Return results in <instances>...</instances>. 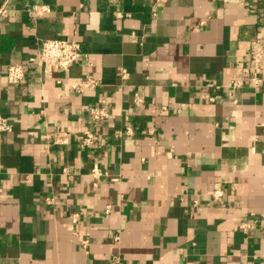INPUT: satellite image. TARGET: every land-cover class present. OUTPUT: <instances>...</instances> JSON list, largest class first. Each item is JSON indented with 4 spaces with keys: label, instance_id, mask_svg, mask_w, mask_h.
Returning <instances> with one entry per match:
<instances>
[{
    "label": "crops",
    "instance_id": "1",
    "mask_svg": "<svg viewBox=\"0 0 264 264\" xmlns=\"http://www.w3.org/2000/svg\"><path fill=\"white\" fill-rule=\"evenodd\" d=\"M6 1L0 264H264V80L236 99L207 85L240 74L264 0ZM64 37L81 42L82 61L28 62ZM12 63H27L22 83L8 82ZM87 74L101 85L80 94L72 83ZM96 106L109 115L93 120Z\"/></svg>",
    "mask_w": 264,
    "mask_h": 264
},
{
    "label": "built area",
    "instance_id": "2",
    "mask_svg": "<svg viewBox=\"0 0 264 264\" xmlns=\"http://www.w3.org/2000/svg\"><path fill=\"white\" fill-rule=\"evenodd\" d=\"M12 9L8 2L0 5V17L8 15ZM33 10L36 14L44 11H50L46 5L34 6ZM81 42L71 38H46L41 41L40 51L36 56L30 57L28 62H39L40 64L53 69V71H67L72 66L82 61L85 57ZM26 64L27 63H12L7 68L6 78L9 83L18 84L26 79ZM240 74L229 78L225 83L217 84L208 82V87L215 92V90L224 88L230 97L235 98L237 91L245 87L246 84L253 87H258L264 80V32L263 34L253 38L250 42V47L244 57V66L240 70ZM123 73L126 74V71ZM101 85L100 78L87 74L80 81L72 83V87L80 94L86 91L97 88ZM211 101H215L214 94L209 96ZM140 98H136L135 103L140 104ZM90 114L93 120L106 118L109 113L104 106H96L91 108ZM11 125L9 120L0 116V130L10 131ZM95 135L93 131L87 129L82 136L83 146H90L94 143ZM69 141V133L67 131H60L54 134L53 142L56 144H66ZM92 174L95 177L101 176V170L97 167L92 169ZM224 195V188L218 187L212 193L214 200L220 201ZM110 208H107L109 211ZM72 224L69 226L75 233L74 224L79 220L80 212H74ZM240 229L244 232H249L255 225L249 221L240 223ZM87 240H83V246L86 247ZM110 264H125L118 257L113 258Z\"/></svg>",
    "mask_w": 264,
    "mask_h": 264
}]
</instances>
